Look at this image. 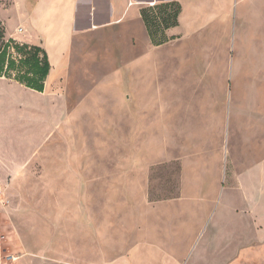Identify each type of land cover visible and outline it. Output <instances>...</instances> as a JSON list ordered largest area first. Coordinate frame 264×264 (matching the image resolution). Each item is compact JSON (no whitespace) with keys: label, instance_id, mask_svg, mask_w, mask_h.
I'll use <instances>...</instances> for the list:
<instances>
[{"label":"rangeland","instance_id":"obj_1","mask_svg":"<svg viewBox=\"0 0 264 264\" xmlns=\"http://www.w3.org/2000/svg\"><path fill=\"white\" fill-rule=\"evenodd\" d=\"M25 12L26 0H0L5 40L24 43L17 32L25 25ZM258 18L264 27V15ZM192 31L177 27V39L158 47L143 30L140 38L134 30V45L116 36L100 43L90 39L65 72L54 71L41 93L0 78L3 262L21 256L6 254L19 245L34 257L66 264H121L122 259L130 264H264L261 241L253 249L246 229L235 244L234 232L228 235L233 246L225 252L216 249L220 239L213 238L214 225L202 242L208 223L198 226L186 250L178 248L177 239L168 249L154 242V235L163 241L154 227L170 234L171 226L203 222L196 204L173 203L189 198L193 177L198 187L190 193L210 200L206 209L212 222L218 210L213 182L224 186L222 172L232 158L240 171L248 168L261 149L255 135L264 134L257 128L248 139L234 125L254 96L244 94V79L235 80L241 86L234 91L233 41H225L223 56L218 49L223 36L216 29L198 36ZM261 31L258 47L264 44ZM257 80L264 84V77ZM260 96L257 101L264 100ZM193 167H214L220 174L209 183L213 177L196 174ZM165 214L184 218L165 222ZM193 217L197 221L191 223ZM19 264L51 263L28 257Z\"/></svg>","mask_w":264,"mask_h":264},{"label":"crops","instance_id":"obj_2","mask_svg":"<svg viewBox=\"0 0 264 264\" xmlns=\"http://www.w3.org/2000/svg\"><path fill=\"white\" fill-rule=\"evenodd\" d=\"M153 1L26 0L25 13L27 17L25 18V25L20 27L17 36L20 38L19 40L26 44L38 45L45 49L51 64V72L47 78V82L49 83L54 71L59 70V72H65L67 70L66 66L70 64L72 56L75 53L80 54V49L90 39L100 43L108 37L116 36L119 37V41H125L129 45H134L137 38H140L141 31H146L141 17L142 6L147 4L151 5V3L166 2L168 0ZM173 1H177L182 7L178 28L181 29L183 25H186L193 30L192 33L194 35L192 34V36H198L204 30L211 31L216 29L223 36L218 46V49L222 47L221 52L223 56H227L225 41L229 44L233 41V47L237 52L234 58L235 72L232 76L234 84L237 86L234 91L237 93L240 89L239 86H241L240 81L235 80L244 79L246 81H242V87L247 88L244 94L254 96L246 101L247 108H245L247 110L244 109L247 111L245 113L246 115H239L241 118L239 121L235 120L234 125L242 128L241 133L248 139L250 137L249 135H251L248 133L256 132L257 128L258 132L263 134L264 131L261 128H264V100L257 101L256 96L261 97L260 95L263 96L264 94V84H261L257 80L258 78L264 77V44L258 47L255 40L260 38L257 31L263 30L261 32H264V27L262 26L263 19L260 21L258 18L259 15H264V0ZM26 24H28L29 30ZM176 28L170 29L167 34L171 37H178V34L173 33V30ZM134 30H138L137 38ZM242 31L245 34L244 42L241 41ZM180 34L184 36L183 33ZM231 36L233 37L231 38ZM262 38L264 40V34ZM257 51H260L262 56ZM47 82L46 85L48 84ZM56 82L58 84L62 82L61 74L57 76ZM255 136L257 141L260 140L261 149H258L260 152H258V156L250 163L251 165L245 170L240 171L238 166H236L235 160L232 158V163H230L231 167H226L224 174L222 172L225 179L224 186L219 183L220 186L217 184V187H214L215 183L213 182V189L218 193V210L216 216L212 218V222L210 221L208 209H206L211 206L210 200L206 198L201 199L198 191L197 193H190L191 190L194 191L198 187L197 176L195 178L192 176L195 183L191 180V184L187 188L189 198L184 200V202L173 203L182 205L191 203L193 206L196 204L201 210L197 211L195 209L194 211L204 214L203 222L200 224L195 222L193 226L191 224L185 226L180 224L177 227L171 226V235L164 232L161 227H154L157 232L159 231L158 234L163 236V241L161 242L155 239L154 235L155 244H159L168 249L174 244L172 241L177 239L178 242L181 241L178 248L186 250L189 248V240L194 236L198 226L202 224L204 228L205 226L203 225L208 223L202 232V242L205 233L214 225L212 230L217 228L218 231H212L216 234V237L213 238L220 239L218 245H216V249L219 252H225L227 246H233L232 240L228 242V239L231 238H227L228 235H231V232H234L233 242L235 244L236 239L239 241L243 238L244 229H246L247 233V237L245 238L251 237L250 243L253 244L251 246L253 249L258 247L260 244L259 240L261 241V246L264 247V134L261 137L258 135ZM193 168L196 174L213 177V180L210 181H208V177L201 179L209 183L216 179V175L219 176L220 174V170L214 167H203L201 168L203 171L201 173H199L201 169H197V167ZM190 171L191 169L187 171L188 175H190ZM217 179L221 182V176L220 179L218 177ZM174 204H170L169 207ZM163 217L165 222L167 220L170 222L174 218V223L184 218V216L180 217L179 215L176 218L170 214H165ZM195 220L197 221V218L193 217L191 223ZM215 221L217 225L214 223ZM182 223L190 222L184 221ZM185 236H189L188 242L186 243L183 242ZM213 236L215 235L213 234ZM241 245V242L235 245L238 249L237 255L242 253ZM200 248L201 244L199 246ZM14 253H19L21 256L17 260L13 259V263L3 262L2 256L5 253L0 248V264H19L28 257L51 264H66L53 262L50 259L34 257L31 250L19 247V245L6 254L12 255ZM121 264L130 263L126 259H122Z\"/></svg>","mask_w":264,"mask_h":264},{"label":"trees","instance_id":"obj_3","mask_svg":"<svg viewBox=\"0 0 264 264\" xmlns=\"http://www.w3.org/2000/svg\"><path fill=\"white\" fill-rule=\"evenodd\" d=\"M181 11L180 3L173 0L141 9V17L153 46H162L176 38L167 32L179 25ZM50 72L51 64L43 47L5 40V31L0 26V78L41 93L45 91Z\"/></svg>","mask_w":264,"mask_h":264},{"label":"built area","instance_id":"obj_4","mask_svg":"<svg viewBox=\"0 0 264 264\" xmlns=\"http://www.w3.org/2000/svg\"><path fill=\"white\" fill-rule=\"evenodd\" d=\"M154 3H151V5H153Z\"/></svg>","mask_w":264,"mask_h":264}]
</instances>
